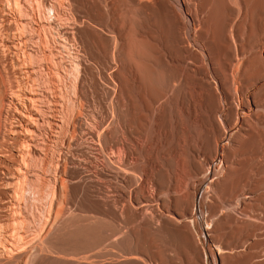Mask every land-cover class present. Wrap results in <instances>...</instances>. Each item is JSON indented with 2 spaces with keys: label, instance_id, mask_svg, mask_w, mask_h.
Segmentation results:
<instances>
[{
  "label": "bare ground",
  "instance_id": "1",
  "mask_svg": "<svg viewBox=\"0 0 264 264\" xmlns=\"http://www.w3.org/2000/svg\"><path fill=\"white\" fill-rule=\"evenodd\" d=\"M257 2L258 24L246 0H0V264H207L198 177L236 188L201 233L234 219L228 264H264V181L236 158L264 141Z\"/></svg>",
  "mask_w": 264,
  "mask_h": 264
},
{
  "label": "rangeland",
  "instance_id": "2",
  "mask_svg": "<svg viewBox=\"0 0 264 264\" xmlns=\"http://www.w3.org/2000/svg\"><path fill=\"white\" fill-rule=\"evenodd\" d=\"M93 1L94 0H88V1L84 0V6L83 7H84V10L86 12L90 11L91 6H92L91 3ZM246 2H247L246 4H247V13H248L249 20L250 21L253 20L255 23L258 24L259 23V17L261 14V9L258 6V4H256V3H258L257 0L256 1L255 0H246ZM253 3H254V5H253ZM236 7L239 8L238 5L233 4L231 7L224 9L221 13H219L215 17V19L213 20L212 28L216 32L218 31L220 34L230 33V27L225 23L229 20L230 11L233 13L234 12L236 13V10H235ZM132 14H134V11H132ZM231 16H233V15H231ZM141 23L143 25H145V24L158 25L160 27L159 22H156V20L154 18L152 19L150 16H146V15H145V19L142 20ZM155 28H157V27H155ZM167 38L168 39L172 38V31L171 30L168 32ZM245 40H246V43H249V44L254 43L253 46L256 45L254 51L264 49V33H263V31L256 30V32L253 34V36L250 39H248V37H246ZM102 91L107 93L105 102L108 103L110 101V97H111V90L108 88H104ZM263 97H264V91H263ZM89 105H90L91 109L94 107L93 102H90ZM262 143H264V141ZM262 143H260L257 147L256 146L251 147L243 155H239V156L236 155V158L239 159L240 162L243 161L244 159L246 160V162L245 161H243V163L241 162L242 164L248 163V167H249L247 170L249 173L248 175L252 176L253 178H255L259 181H264V144H262ZM205 158H206V154L203 150H201L200 161L204 162ZM247 161H249V162H247ZM240 168H242V167L240 166ZM243 172H242V182L240 184L241 186H243L247 183L246 182L247 173H243ZM220 173L221 172H217L216 175L213 174L212 178L217 177L216 178L217 181H222V176H221L222 173L221 174ZM233 186L234 185H232L230 182H221L217 187L218 191L217 192H214V191L211 192V190H210L211 188H207L208 184L202 180V177H198L196 179V191H197V196H198L197 208L195 209L196 211L194 210L195 214L193 213L191 216H189V218H190V220H192L194 222L195 228H196L195 230L197 233V244H196L197 245L196 246L197 251L203 252L205 250L207 257H208L207 264H212L213 255H216V257L220 260V257L218 256L217 251H216L217 246L223 247L224 250L226 251L223 253V255L226 258L225 264H228V255L230 253L229 252L230 248L238 245L237 242L239 241V238L243 235V233H245V229H243V227H242L243 225L240 223H237L234 219L233 220L230 219V221H232V222H231V224H229L227 226H218L216 228H213V232L211 235H204L203 233H201L202 230L200 228V225L201 224L203 225L205 223V219H208V217H209L208 216L209 215L208 214L209 208H208L207 202L209 200H212L213 197H215L216 200L218 202H221L222 204L224 203V201L232 200L234 198L235 191H236V188L234 189ZM207 191H209L211 195L209 194V192L207 193ZM208 194H209V196H211L209 199L207 197ZM112 195H113V193H108L109 199H112V197H113ZM205 196H206V198H205ZM225 207L228 208L231 206L226 205ZM257 208L258 207H253L251 209V212H252V210L253 211L256 210L254 213L253 212L252 213L258 214L259 213L258 211H261V210H258L259 208L258 209ZM239 211H241V210H239ZM238 214L242 215L240 213H238ZM206 221H208V220H206ZM209 221H210V217H209ZM240 229H241V235H239ZM114 238L109 240V241L103 242L98 247V249H101V250L115 249L116 247L112 242L114 240ZM260 249H261V247H257L254 251H259ZM137 257H139V256H137ZM219 260H218V262H219Z\"/></svg>",
  "mask_w": 264,
  "mask_h": 264
}]
</instances>
